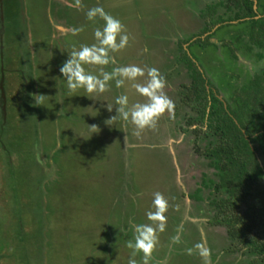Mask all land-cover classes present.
Listing matches in <instances>:
<instances>
[{
	"label": "rangeland",
	"instance_id": "1",
	"mask_svg": "<svg viewBox=\"0 0 264 264\" xmlns=\"http://www.w3.org/2000/svg\"><path fill=\"white\" fill-rule=\"evenodd\" d=\"M219 2L227 0H80V7L77 0H0V264H127L131 233L120 229L130 220L146 222L144 212L156 191L171 207L150 264H201L197 255L184 252L200 238L197 225L184 222L182 243L170 239L186 200L189 215L207 218L202 227L212 264H250L257 258L244 255L246 249L229 251L227 229L211 225L217 212L212 201L225 192L214 189L216 170L200 154L208 140L196 151L199 125L195 118L189 123L195 114L177 107L179 87L190 82L186 67L177 63L178 43L202 35L206 20L212 25L232 14L218 6L215 15L205 16ZM96 6L120 19L131 38L125 50L113 54L117 65L156 67L175 103L173 116L166 113L139 139L130 124L106 123L116 115L107 102L126 89L110 82V90L94 100L83 90L65 91L59 68L72 48L94 42L93 29L103 21H89L85 13ZM71 28L82 31L72 35ZM247 32V24L235 22L215 31L210 40L217 47H190L220 98L229 99L253 75L264 73V58L256 56L260 50H247ZM231 41L237 59L222 47ZM127 92L133 102L143 99ZM36 95L49 97L37 105ZM260 191L264 198V183ZM256 236L264 241V225Z\"/></svg>",
	"mask_w": 264,
	"mask_h": 264
},
{
	"label": "trees",
	"instance_id": "2",
	"mask_svg": "<svg viewBox=\"0 0 264 264\" xmlns=\"http://www.w3.org/2000/svg\"><path fill=\"white\" fill-rule=\"evenodd\" d=\"M218 6L232 14L226 19L218 17L212 25L206 20L209 17H205L202 35L178 43L180 56L177 63L186 67L190 82L179 87L177 107H187L195 114L189 118V123L195 118L193 124L199 125L195 129L201 134L195 142L196 151L202 150L199 145L208 140L206 149L200 154L209 159V166L216 170L217 182L210 181L214 189L225 192L223 197L212 201L217 212L211 225L227 229V238L231 242L229 251L241 253L246 249L244 255L250 253L257 257L250 264H260L264 262L260 261L264 259V241L256 235L264 225V198L260 194L264 183V73L253 75L248 84L235 89L229 99L220 98L190 47L216 46L210 40L215 31L236 22L248 25L247 50L259 49L256 56L263 59L264 6L260 0H227L226 4L219 2L209 6L205 16L215 15ZM259 8L263 9L262 13ZM213 27L216 28L214 31ZM222 47H227L231 57L237 59L238 49L232 41L223 43ZM197 194L198 191L194 196L199 198Z\"/></svg>",
	"mask_w": 264,
	"mask_h": 264
},
{
	"label": "clouds",
	"instance_id": "3",
	"mask_svg": "<svg viewBox=\"0 0 264 264\" xmlns=\"http://www.w3.org/2000/svg\"><path fill=\"white\" fill-rule=\"evenodd\" d=\"M76 6L80 7V0H77ZM85 15L87 20L93 22L99 18L103 21V25L93 29V43L81 44L78 48L74 47L67 52L68 58L59 68L63 76L62 81L65 82V91L68 95H72L83 90L89 99H93L108 92L112 87L110 82L114 83L116 89H126L115 97L113 103L107 102V110L112 112L115 106L116 115L109 118L106 123L110 125L122 121L125 126L130 124L131 135L139 139L146 130H155L160 118L166 113L169 117L174 114L175 103L164 91L166 80L156 67H141L134 63L117 65L113 54L125 50L131 40L125 25L100 6L89 8ZM80 31L82 28L70 29L72 35ZM142 51L147 52L148 49ZM109 65H113L111 70H105V66ZM88 66H95L96 71L93 72ZM127 89L134 90L143 99L133 102ZM47 97L49 96L36 95L34 99L38 105ZM57 135L59 136L60 133ZM79 136L83 137V135ZM127 140L128 134L125 137L126 148ZM169 143L172 141L170 140ZM56 146L60 147L59 141ZM185 203L188 207L176 234L170 238L171 243H182L184 222L197 225L200 238L191 247H186L184 252L188 256L197 255L201 264H212V250L202 227L207 223V218L189 215L190 201L186 200ZM170 207L169 199L163 193L156 191L152 194L151 205L144 212L146 222L130 220L127 229H120L121 232L131 233V238L125 242L126 248L131 250L127 264H150L153 253L159 246L160 234L166 231V213ZM138 255L139 259H137ZM162 264H167V261H163Z\"/></svg>",
	"mask_w": 264,
	"mask_h": 264
}]
</instances>
